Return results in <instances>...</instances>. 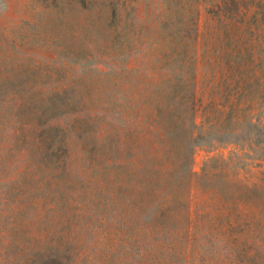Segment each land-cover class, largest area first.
<instances>
[{
    "label": "rangeland",
    "instance_id": "rangeland-1",
    "mask_svg": "<svg viewBox=\"0 0 264 264\" xmlns=\"http://www.w3.org/2000/svg\"><path fill=\"white\" fill-rule=\"evenodd\" d=\"M119 3H140L147 26L135 24L128 40L113 45L108 13L96 3L0 0V172L30 162L20 153L34 151L48 126L64 138L68 201L51 221L52 194L34 196L16 222L0 202V264L24 260L15 245L21 233L12 228L18 222L35 248L69 239L72 259L88 262L264 264V0ZM123 65L133 67L139 86L151 87L153 104L173 85L160 74L180 67L196 73L195 127L187 118V131L169 138L162 177L150 182L171 191L175 238L161 248L139 235L130 244L120 240L94 209L95 113L111 101L115 81L129 80L120 75ZM54 93L77 108L44 120L16 107Z\"/></svg>",
    "mask_w": 264,
    "mask_h": 264
},
{
    "label": "trees",
    "instance_id": "trees-1",
    "mask_svg": "<svg viewBox=\"0 0 264 264\" xmlns=\"http://www.w3.org/2000/svg\"><path fill=\"white\" fill-rule=\"evenodd\" d=\"M78 1L84 6L86 3H96L99 12L104 10L108 13L107 22L112 31L113 45L116 42L123 43L135 24L140 29L147 26V20L142 17V13L146 12L141 9L140 3L131 5L119 3V0ZM122 10L127 15L124 19L121 17ZM120 68V75L129 80L127 83L120 79L115 81L108 93L114 92L111 101L101 103L95 113L94 171L98 182L94 209L99 211L106 227L114 231L120 240L130 244L141 237L140 240L149 247L161 248L174 241L171 223L175 215L167 204L172 201L171 191L161 187L156 189L151 185H157L158 179L162 177V157L170 145L169 138L187 131V118H190L193 129L195 127V105L199 98L193 84L196 73L193 69L180 67L160 74L161 79L173 81V85L161 91V99L153 104L151 87L139 86L134 81L131 74L133 67L123 65ZM16 107L19 110L29 108L38 119L45 120L74 111L77 104L64 100L60 93H54L44 100L19 101ZM43 129L48 134L47 138L39 141V146L31 153H20L23 158L29 155L31 161L22 163L13 172H0V184L4 186L0 190L2 210L12 216L13 222L33 207L30 198L34 196L52 194L47 201L46 212L51 221L63 215L68 204L64 193L67 186L64 181L66 162L62 157L65 151L64 138L56 137L48 126ZM78 194L85 196L86 202L94 203L95 199L89 195L87 197L85 191ZM54 195L55 200L52 199ZM14 227L21 233L19 239H15V245L23 251L22 264H124L114 259L88 262L87 256L80 260L72 259L74 249L69 239L63 240L61 245L50 242L35 248L32 235H26L22 230L26 229L23 223H15Z\"/></svg>",
    "mask_w": 264,
    "mask_h": 264
}]
</instances>
